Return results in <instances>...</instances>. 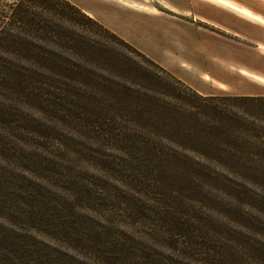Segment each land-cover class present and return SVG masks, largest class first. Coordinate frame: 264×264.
Segmentation results:
<instances>
[{
    "label": "rangeland",
    "instance_id": "rangeland-1",
    "mask_svg": "<svg viewBox=\"0 0 264 264\" xmlns=\"http://www.w3.org/2000/svg\"><path fill=\"white\" fill-rule=\"evenodd\" d=\"M17 1L1 0L0 11ZM252 3L264 14V0ZM116 49L129 64L140 61ZM246 58L264 73V54ZM2 73L0 264H264V190L140 174L114 144L87 133L66 110L11 90L18 84ZM153 142L168 146L160 137Z\"/></svg>",
    "mask_w": 264,
    "mask_h": 264
},
{
    "label": "trees",
    "instance_id": "trees-1",
    "mask_svg": "<svg viewBox=\"0 0 264 264\" xmlns=\"http://www.w3.org/2000/svg\"><path fill=\"white\" fill-rule=\"evenodd\" d=\"M9 10L0 11V74L16 81L11 90L66 110L140 174L264 190V96L201 95L68 0H18ZM117 46L140 61L129 64Z\"/></svg>",
    "mask_w": 264,
    "mask_h": 264
},
{
    "label": "crops",
    "instance_id": "crops-1",
    "mask_svg": "<svg viewBox=\"0 0 264 264\" xmlns=\"http://www.w3.org/2000/svg\"><path fill=\"white\" fill-rule=\"evenodd\" d=\"M68 1L201 95L264 96L246 58L264 54L262 0Z\"/></svg>",
    "mask_w": 264,
    "mask_h": 264
}]
</instances>
